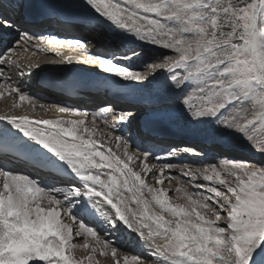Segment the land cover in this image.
Listing matches in <instances>:
<instances>
[{"label":"snow or ice","instance_id":"obj_1","mask_svg":"<svg viewBox=\"0 0 264 264\" xmlns=\"http://www.w3.org/2000/svg\"><path fill=\"white\" fill-rule=\"evenodd\" d=\"M24 3L0 0V32L19 37L0 54V99H12L8 113L26 102L32 112L62 115L0 114V151L13 157L0 159V264H99L97 254L113 264H264V164L210 153L236 135L264 154V0H83L75 16L92 27L87 40L23 27L16 16ZM132 41L165 52H138ZM101 45L126 51L90 54ZM65 47L78 55H62ZM28 52L59 59L25 63ZM74 62L104 72L96 86L113 92L162 75V89L181 93L177 106L190 124L213 125L205 136L211 143L161 155L108 120L111 114L127 126L143 116L151 129L166 110L139 114L108 105L90 113L41 103L21 87L43 64ZM181 154L214 159L183 164L173 176L171 158ZM17 160L30 163L20 168ZM120 232L135 237L140 251L129 254L109 238ZM77 250L88 255L77 258Z\"/></svg>","mask_w":264,"mask_h":264},{"label":"bare ground","instance_id":"obj_2","mask_svg":"<svg viewBox=\"0 0 264 264\" xmlns=\"http://www.w3.org/2000/svg\"><path fill=\"white\" fill-rule=\"evenodd\" d=\"M57 3H62L67 10L71 11L72 14L75 15L76 11L83 5V0H55ZM57 24V23H56ZM61 25V24H60ZM74 28L75 29L74 31ZM58 29L63 30V32L58 36H62L66 39H80V40H87L92 39L94 36V32L91 26L81 23L79 21V24L76 25V27H71V29L66 30V27L61 26ZM131 47H138L136 49L137 51L143 50L144 52L148 53L149 55H159L165 50L154 48L150 44H143L140 41H132L130 42ZM126 51L125 48H116L111 47L109 48L106 45H101L99 47H94L90 49V54L94 55H111L112 53H115L117 56H123L124 54L122 52ZM62 55H78L77 52L73 51L70 48H62L61 49ZM96 53V54H95ZM130 55V53H129ZM29 57H31V61L36 60H44L46 58H53V59H59V57L55 56L54 52L49 53H38L37 56L32 57L31 52H28L25 54V56L22 58L23 62L27 63L29 61ZM144 60H149L148 56L143 57ZM125 64H127V61H124ZM141 63L135 61V65L139 66ZM2 67V66H0ZM90 65H84L82 63H73L72 65H51V64H43L42 69L36 70V76H34L33 79L26 82V85H21V87H28L29 90L37 93L41 99V103L44 104H61L62 106H69L67 100L62 99L63 92L59 89H44L42 86L38 85V78L42 71H47L52 75V78L50 79L51 82H55L59 88H64L70 92L75 91L76 89H79L81 87H97L96 83L98 81H103L107 78L105 73H96L93 71ZM95 67V66H94ZM70 69V71H67ZM98 69V68H97ZM92 70V71H88ZM6 72H11L10 69H5ZM160 76V75H159ZM159 76L157 78H159ZM12 78L14 82H19V78L15 75V73H12ZM155 81V80H154ZM154 81L149 85L148 89H144L142 93H138L134 91L132 88H126L122 89L119 92H113L111 91V95H119L121 94L123 97V100L130 101V102H124L122 104L119 103H112L105 97H102L101 95H95V94H88L85 92L80 91L81 94H84L86 98L82 100H71L70 103L75 104L74 107L79 108L82 106V110L88 111L91 109L92 106L96 107H105L108 105H113L117 112L119 111H132L134 113H147V112H157L161 109H164L166 107V104L169 102H174L178 97L179 94H176L174 96L168 97L170 94H172L171 91H166L161 88V81L158 85L154 86ZM3 82V81H0ZM141 88V87H139ZM141 88V89H142ZM109 90L104 89L103 93L108 92ZM114 98V97H113ZM117 99V98H114ZM120 99V98H119ZM12 99L11 98H3L0 99V114L8 113V109L11 107ZM99 104V105H97ZM101 104V105H100ZM85 105V106H84ZM89 106L85 109L86 106ZM80 109V108H79ZM27 111L30 116H34L36 118H56L59 115L55 110L44 112V110L37 108L35 112H32L27 109V105L25 102V105L21 109H15L11 113L8 114H15V115H21L24 114V112ZM90 112V111H88ZM91 113V112H90ZM110 116V122H112L111 114ZM143 116L139 117L136 121L132 123V127L134 126L136 130L142 131L145 129L143 124ZM183 121L175 122L170 119L164 118L163 121L159 119V117L156 118L155 121H160L159 124L154 122L153 127L155 126L159 127L160 131H169L167 133H163L157 137V140H152L151 138H145L147 142L150 144L157 146V152L161 155H163L168 149L170 148H185V147H195L196 149H205L208 146L204 145V143L210 144V141L205 140V136L207 134L208 130H211L213 128V125L207 124V126L197 128L199 126H193L194 131H190L189 127H191L188 118L183 115L182 117ZM117 128L124 127V131L127 129V126H122L119 124L118 121H116ZM99 126L103 129V122L98 121ZM113 124V123H109ZM177 125H180V127H177ZM130 129V128H129ZM189 129V130H187ZM135 129L131 132L132 137L135 138L137 142H139L140 137L138 136V133ZM152 131H155V129H151ZM106 131V129H105ZM117 134H120L119 131ZM191 136V137H189ZM175 137V138H174ZM229 139V138H228ZM172 146V147H171ZM207 146V147H206ZM241 147V146H240ZM238 145L233 148V151L227 154L229 155V158L236 157V159H239L242 155L240 154L241 148ZM228 148V147H226ZM231 148V147H230ZM135 150V149H134ZM223 152L222 148L219 147H213L210 149V153L215 154ZM244 154H248L244 153ZM185 155L191 156L192 160H199L200 163L203 162H211V160L214 159L213 155H210L208 159L199 158L190 154H181L175 158H171L172 163L176 164L177 162H187L191 159H187ZM232 155V156H230ZM249 155V154H248ZM248 155L246 157H248ZM0 159H9V156L3 158L0 157ZM241 159V158H240ZM247 161V160H246ZM154 163H160V161H153ZM29 164L23 163L21 164L20 168H27ZM177 169L172 170V175L177 176L179 175V166H182L183 164H177ZM31 170V169H29ZM182 179V176H181ZM168 185H166L167 187ZM172 187H175V181H173ZM102 235V233H101ZM104 236H109L108 233H105ZM113 241H116V243L119 245V247L123 250H130L134 253L140 251L139 245L135 239V237L129 235L127 232H120V233H113L109 236ZM79 243H82V240L78 241ZM129 253V252H128ZM132 253V252H131ZM130 254V253H129ZM77 258L85 257L88 255L86 251L83 250H77L75 253ZM96 260H98L99 264H113V261L110 256H100L99 254L96 255Z\"/></svg>","mask_w":264,"mask_h":264},{"label":"rangeland","instance_id":"obj_3","mask_svg":"<svg viewBox=\"0 0 264 264\" xmlns=\"http://www.w3.org/2000/svg\"><path fill=\"white\" fill-rule=\"evenodd\" d=\"M74 31H75V29H74ZM135 48L138 49V47H135ZM122 53L124 54L125 51L122 52ZM143 60H144V58H143ZM146 61H148L149 63L151 62L150 60H146ZM136 62L142 63L143 61H136ZM140 70L143 71L145 69H140ZM88 71H92V70H88ZM163 78L164 77L162 75H160L159 78H157L154 81V86L158 85L163 80ZM144 88L145 89H148L149 88V85H147ZM133 89H134V91H136L138 93H142L144 91L143 88L141 89L139 87H133ZM171 92H172V94H170L168 97L174 96L176 94H179V95L181 94V93H179L178 91H175V90H172ZM97 105H99V104H97ZM94 107H96V106H94ZM161 110H166V116H165V118L170 119V120L175 121V122H179V121L181 122V121H183L182 120L183 114L180 112V110H179V108L177 106V99L174 102H169L168 104H166V107L164 109H161ZM109 122L110 121H108V123ZM110 123H115L116 124V120H114L113 122H110ZM190 125H191V127H189V129H191L190 131H194V129H193L194 127L193 126H199L197 128H201V127L207 126V124H201V125L190 124ZM131 126H132V124H130L129 126H127V129L128 130H125L124 131V134L126 136H128L129 134L131 135V132L132 131L129 129ZM177 127H180V125H177ZM180 128H183V127H180ZM189 129H187V130H189ZM228 138H229V140L232 141V143L228 147V149L223 152L225 155H227L228 153L232 152L233 151V148L238 145L239 147L241 146L240 148L242 149L240 151L241 152L240 154H242V155H239V156H241L240 157L241 159L239 158L238 160H247V161H250V162H253V163H256V164H264V154H261L256 149L252 148V146L247 141H245L244 139H242V138H240L239 136H236V135H231ZM200 150H202V149H200V148L197 149V151H200ZM249 151H253V152L248 153L249 155L248 154H244V153H247ZM247 155H248V157H246ZM230 156H232V155H230ZM185 157H187V159H191V160L190 161H187V162H177L176 164H179V165L180 164H190L193 167L201 166V164H202V163H200L199 160H196V161L195 160H192V157L191 156L185 155ZM232 158H235L236 159V157H232ZM212 161L213 160H211V162ZM203 163H207V162H203ZM182 179H186V178L185 177H182ZM198 183H204V182L203 181H198ZM166 185H165V187H166ZM170 195H172L171 192H170ZM104 235H105V233H102V236H104ZM125 251L129 252L130 254H135L133 251H130V250H125Z\"/></svg>","mask_w":264,"mask_h":264}]
</instances>
